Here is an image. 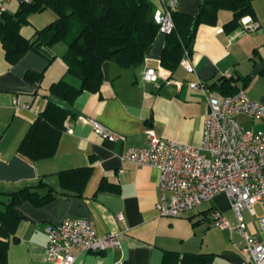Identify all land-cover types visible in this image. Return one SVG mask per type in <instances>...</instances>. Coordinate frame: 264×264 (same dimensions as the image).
I'll return each instance as SVG.
<instances>
[{
	"label": "crops",
	"instance_id": "crops-1",
	"mask_svg": "<svg viewBox=\"0 0 264 264\" xmlns=\"http://www.w3.org/2000/svg\"><path fill=\"white\" fill-rule=\"evenodd\" d=\"M151 1L159 5V0ZM15 2L8 4L15 6ZM200 4L201 0H179L177 11L195 15ZM252 4L254 13L246 17L259 22L256 30H241V23L232 31L223 29L233 17L228 9H219L213 24L198 26L187 56L192 72L180 63L173 70L161 65L163 33L156 34L137 67L103 62L99 89L82 90L76 96L63 121L56 152L37 160L20 154L18 145L45 106L48 86L60 78L79 86L80 80L66 72L64 42L42 47L41 52L28 50L13 64L6 60L0 40V208L10 192L26 186L35 192L16 206L22 218L15 240L9 241L7 264H54L44 257L45 225L71 216L90 219L99 235L119 233L121 241L119 248L103 252L74 251L71 264H161L166 251L208 254L210 264H251L231 245L232 232L210 225L212 208L221 210L230 223L236 221L225 192L180 216H160L155 205L159 170L125 162L121 155L128 146L147 144L148 127L159 137L198 145L207 96L219 93L222 77L235 79L238 87L264 104V0ZM34 15L20 28L25 38L52 20L43 23ZM150 67L155 68L156 77L145 80L143 73ZM28 70L41 72V79H26ZM225 70L229 76H224ZM195 80L204 82L208 90L192 88L189 83ZM91 119L124 134L125 139L101 138ZM249 120L251 129L264 128V119ZM46 195L51 197L46 200ZM255 210L261 213L259 204ZM119 212L123 222L116 220ZM244 217L250 231L264 238L256 217L246 211Z\"/></svg>",
	"mask_w": 264,
	"mask_h": 264
},
{
	"label": "built area",
	"instance_id": "built-area-1",
	"mask_svg": "<svg viewBox=\"0 0 264 264\" xmlns=\"http://www.w3.org/2000/svg\"><path fill=\"white\" fill-rule=\"evenodd\" d=\"M10 0H0V19ZM30 2L31 0H15ZM179 0H159L153 12L158 26L157 33L169 34L174 28L172 14ZM241 30L253 31L260 27L256 20L241 18ZM185 52L180 65L187 72L193 71ZM155 68H146L145 80L156 77ZM224 76L230 73L225 70ZM192 88L207 91L201 80L189 83ZM18 104V96L14 100ZM251 119H264V104L252 99L243 88L232 94L211 92L207 96V114L202 123L201 141L198 145L165 139L147 128L148 142L144 146H128L121 159L136 166L148 165L159 170V198L156 210L160 216H180L193 207L212 200L225 192L229 207L236 221H230L216 208L209 210L210 225L226 228L233 233L231 245L244 261L264 264V238L250 231L244 217L246 211L255 216L259 227L264 228V128L251 129L243 126L236 115ZM95 133L110 141L125 139L124 134L113 131L91 119ZM70 130V129H68ZM71 131V130H70ZM255 204L261 207L256 213ZM116 220L123 222L121 212ZM46 241L44 257L54 264H71L75 252H103L121 245L119 233H97L90 219L82 216L65 217L60 222L45 225Z\"/></svg>",
	"mask_w": 264,
	"mask_h": 264
},
{
	"label": "trees",
	"instance_id": "trees-1",
	"mask_svg": "<svg viewBox=\"0 0 264 264\" xmlns=\"http://www.w3.org/2000/svg\"><path fill=\"white\" fill-rule=\"evenodd\" d=\"M253 0H201L197 14L173 12L174 28L166 34L161 52V65L175 69L184 53L193 48L196 30L201 23L213 24L219 9H228L232 16L223 29L232 31L241 18L254 13ZM151 0H31L19 2L12 13L5 11L0 19V40L9 63L16 62L28 50L41 52L42 47L57 42L66 44L63 60L66 72L79 78V86L64 78L52 82L45 94L48 100L28 127L18 145V152L30 160L49 157L56 152L63 121L71 113L70 106L82 90L97 91L102 82V63L111 61L122 68L139 66L149 50L158 26L153 20ZM46 8L55 17L36 29L33 37L20 33L28 16ZM42 73L26 71L25 78L39 81ZM246 80L248 76L244 77ZM235 79L222 77L219 93L232 94L241 89ZM35 192L30 186L10 192L0 208V264H7L10 240H15L22 215L18 203ZM51 196L46 195L45 199ZM161 264H210L208 254L166 251Z\"/></svg>",
	"mask_w": 264,
	"mask_h": 264
},
{
	"label": "rangeland",
	"instance_id": "rangeland-1",
	"mask_svg": "<svg viewBox=\"0 0 264 264\" xmlns=\"http://www.w3.org/2000/svg\"><path fill=\"white\" fill-rule=\"evenodd\" d=\"M15 3L18 4L17 1ZM16 4H15V6H9V4L7 3V6H6L7 10L9 12H12L13 10H15ZM51 10L52 9H50V8H46L44 10L36 11V12L31 13V14H35L34 16L36 18H39L40 19L39 21H43V23H46L47 21H49V19H51V18L53 19L55 17L54 12ZM235 118L237 120H239L240 122H243V124H244L243 126H245L246 128H252L253 127V126H251L252 121L249 120L250 118L247 117L246 115L238 114L235 116ZM232 223L233 222H231V225H232Z\"/></svg>",
	"mask_w": 264,
	"mask_h": 264
}]
</instances>
